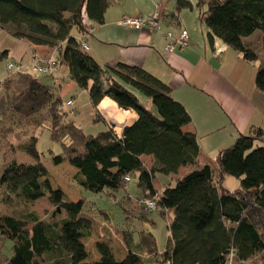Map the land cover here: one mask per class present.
<instances>
[{
	"label": "trees",
	"instance_id": "obj_1",
	"mask_svg": "<svg viewBox=\"0 0 264 264\" xmlns=\"http://www.w3.org/2000/svg\"><path fill=\"white\" fill-rule=\"evenodd\" d=\"M115 2L0 0V29L31 45L60 47L61 63L88 91L94 107L108 96L138 114L121 136L114 128L89 133L68 119L71 110L59 86L43 80L42 75L52 74L8 62L11 74L0 79V264H85L84 238L93 233L89 215L110 219L105 211L94 214L84 198L71 200L61 187H53L38 149L41 129L62 145L53 163L69 161L77 169L72 180L82 189L115 196L121 190L128 193V184L136 179L137 202L160 196L156 210L169 225L165 250H158L153 233H143L135 243L132 232L124 231L128 254L119 260L109 244L98 242L100 258L94 264H264L263 129L253 127L221 149L212 164H201L197 134L186 130L191 114L173 97L171 85L142 66L99 63L83 39L74 36L75 27L81 33L90 30L85 17L104 24ZM197 5L208 39L222 40L257 65L256 86L264 93V0H197ZM183 8L193 9L194 3L178 0L177 9ZM257 31L255 39L245 40ZM8 55L0 50V63ZM10 62L17 67L10 69ZM19 150L35 162H20ZM144 156H152L151 164ZM188 165L194 168L178 177ZM159 175L173 176L174 185L158 187ZM229 176L239 180L237 188L225 186ZM46 196L55 209L42 217L34 206Z\"/></svg>",
	"mask_w": 264,
	"mask_h": 264
},
{
	"label": "crops",
	"instance_id": "obj_2",
	"mask_svg": "<svg viewBox=\"0 0 264 264\" xmlns=\"http://www.w3.org/2000/svg\"><path fill=\"white\" fill-rule=\"evenodd\" d=\"M145 1L155 2L116 0L107 10L104 24H94L88 19L90 30L74 36L83 39L87 52L99 63L114 66L123 62L142 66L171 85L173 97L182 102L191 114L192 122L186 130L197 134L201 164H212L221 149L231 145L241 134H249L253 127H261L264 131V93L256 86L257 65L247 62L240 52L220 39L216 38L214 42L204 39L201 44L202 39L193 37L190 29L182 26L179 15L171 13L168 17L161 5L158 8L155 5L147 14L159 11L163 15L162 20L179 26L174 35L178 36L186 29L191 36L189 47H177L174 52H168V31L153 33L149 29H134L121 23L125 16L143 15ZM62 45L66 46V43ZM59 48L31 45L0 29V50L9 51L7 64L10 60L18 61L25 70L32 69L37 57L52 56L61 61ZM107 52L109 57L106 58ZM10 74L2 75L6 78ZM42 76L47 84L59 86L58 92L65 103L73 100L72 105L66 104L71 110L68 119L89 133L114 128L121 136L124 128L138 119L135 111L120 108L108 96L94 107L88 91L71 79L69 68L64 63L60 64V73ZM143 158L148 165L153 160L152 156ZM193 168L192 165L184 166L177 176ZM76 171L73 169L72 175ZM157 182L165 185L173 183V180L171 176L159 175Z\"/></svg>",
	"mask_w": 264,
	"mask_h": 264
},
{
	"label": "rangeland",
	"instance_id": "obj_3",
	"mask_svg": "<svg viewBox=\"0 0 264 264\" xmlns=\"http://www.w3.org/2000/svg\"><path fill=\"white\" fill-rule=\"evenodd\" d=\"M191 1L194 3V8H183L182 10L177 9L178 0H155V2H152L151 4L145 1V11L143 12V15H145L144 17L149 16L147 11L155 8V5H157L158 8V2H160L162 6L161 9H164L167 12L168 17H171V13L179 15L180 20L183 23L182 26L189 28L194 35L193 37L202 39L200 42L202 44L204 39L208 40V27L199 19L200 8L197 5V0ZM112 7L113 6H111L110 9ZM87 20L88 17H85L84 23L90 28V22H86ZM170 24L171 23L168 20L164 21L163 19L161 21V30H153L149 27L141 29H149L153 33H163L165 31H172L175 33L179 26L177 27ZM73 34L80 35L78 28H74ZM258 34H260V31H257L253 36L246 38L245 40H253ZM106 51L108 50H105V52ZM105 57H109L108 52L105 53ZM8 72L10 73L11 71L7 68V61H3L0 63V78H4V75L2 74H8ZM38 76L41 75L38 74ZM151 107L155 111L154 106L151 105ZM37 135L40 138L38 149L41 152V160L50 171L49 178L53 187H61L71 200L75 201L84 198L88 204L87 206L94 211V214H99L100 211H105L110 217V219L107 220L105 217L89 215L93 220V233L90 237L84 238V243L88 251V258L84 261L85 264H94L100 258L97 249L98 242L109 244L114 251L116 258L119 260L123 259L129 252L128 244L124 237V231L132 232L135 243L140 242L143 233H153L156 238L158 250L161 252L165 250L169 235L168 220L161 214L160 210L147 212L139 207L137 202L138 189L136 179H133V181L128 184L129 194L125 190L115 193V196L109 192L95 194L86 191L72 180L73 169L76 168L69 161H65L59 165L53 163V155L60 153L62 150L61 143L55 142L51 139L48 129H41ZM17 156L20 162H35L32 156L22 150L17 151ZM3 161V154L0 153V167L3 164ZM174 183L175 180L173 179V185ZM239 184V180L233 176H229L225 180V186L230 189L237 188ZM161 185V183L157 184L158 187H161ZM47 196L39 199L34 206V210L42 217L50 216L55 209ZM128 196L131 197V204H128ZM132 203H134V207L132 206ZM125 208L132 210L133 212L130 213L125 211ZM1 211H6V207L2 206ZM83 215H87V213H84Z\"/></svg>",
	"mask_w": 264,
	"mask_h": 264
},
{
	"label": "built area",
	"instance_id": "obj_4",
	"mask_svg": "<svg viewBox=\"0 0 264 264\" xmlns=\"http://www.w3.org/2000/svg\"><path fill=\"white\" fill-rule=\"evenodd\" d=\"M161 5V3H158V7ZM162 13L157 11L153 15H149L147 17H144L142 15L138 16H125L121 23L124 26L134 28V29H141L144 27H149L153 30H161V20H162ZM167 51L172 53L175 51L177 47H180V49H184L188 46H190L191 43V36L188 30L184 29L181 31V33L176 36L172 31L167 32ZM84 48L87 49L86 44L84 43ZM60 64L61 61L55 57L49 56V57H37V62L33 65L32 69L36 73H42V74H58L60 73ZM17 65L14 62L9 63V68L13 69L16 68ZM68 105L73 104V100L68 101ZM129 180V178H128ZM160 196L156 195L154 197L149 198H143L138 201V205L141 209H144L147 212H152L157 209V202L159 200ZM163 264H173L171 261H165ZM245 264H251V263H245Z\"/></svg>",
	"mask_w": 264,
	"mask_h": 264
}]
</instances>
